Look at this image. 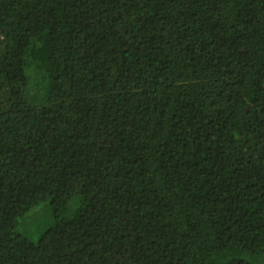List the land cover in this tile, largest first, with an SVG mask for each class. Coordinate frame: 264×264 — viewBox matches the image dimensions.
Wrapping results in <instances>:
<instances>
[{"label":"trees","instance_id":"1","mask_svg":"<svg viewBox=\"0 0 264 264\" xmlns=\"http://www.w3.org/2000/svg\"><path fill=\"white\" fill-rule=\"evenodd\" d=\"M260 258L264 0H0V264Z\"/></svg>","mask_w":264,"mask_h":264},{"label":"rangeland","instance_id":"2","mask_svg":"<svg viewBox=\"0 0 264 264\" xmlns=\"http://www.w3.org/2000/svg\"><path fill=\"white\" fill-rule=\"evenodd\" d=\"M33 241H36V238H32ZM253 261V263L255 264H262V258L258 259L257 261H254L253 259H251Z\"/></svg>","mask_w":264,"mask_h":264}]
</instances>
